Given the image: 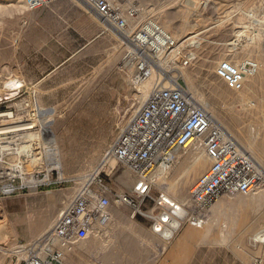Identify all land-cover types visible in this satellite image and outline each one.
Segmentation results:
<instances>
[{
	"label": "rangeland",
	"instance_id": "rangeland-1",
	"mask_svg": "<svg viewBox=\"0 0 264 264\" xmlns=\"http://www.w3.org/2000/svg\"><path fill=\"white\" fill-rule=\"evenodd\" d=\"M114 2L122 10H137L135 18H128L130 30L153 17L177 41H186L182 46L191 52L192 60L179 66L176 75L181 84L264 168V0ZM26 10L23 0H0V83L19 77V56L25 57L28 47L19 41ZM129 49L120 38L103 58L93 49L75 52L52 77L53 82L25 83L9 96L0 93V114L13 108L14 122L23 123L25 117L34 125L32 131L10 133L22 142L19 151H25V145L31 144L28 149L34 150L41 142L48 144L44 139L50 131L57 157L55 147H49L59 161V169L54 165L57 170H49L52 164L45 160L41 146L43 170L35 178L40 183L0 197V225L6 224V232H0V264H21L24 252L18 247L47 232L141 106L139 88L131 81L134 68L124 60ZM46 53L51 56L54 52L47 49ZM71 53L68 51L69 56ZM226 59H252L259 64L241 91L232 90L216 75L217 65ZM31 106L35 118L28 113ZM23 108H29L28 114L21 112ZM36 125H48L49 130L44 128L42 136ZM1 127L8 126L0 123ZM200 163L203 170L195 174L194 166ZM209 164L203 150L179 149L171 169L156 178L151 195L157 198L167 190L166 196L183 201ZM177 178V188L168 189L167 183ZM105 181L113 191L126 194H131L136 184V178L120 165ZM262 189L264 184L247 196L223 195L219 199L227 205L219 210L214 204L202 227L186 224L170 240L162 238L154 230L156 221L144 215H161L154 202L141 204L134 198V205L112 204L114 221L82 232L65 252L63 264H254V258L264 251V241L255 239L264 229V191L258 192ZM241 197L240 210L235 203Z\"/></svg>",
	"mask_w": 264,
	"mask_h": 264
},
{
	"label": "built area",
	"instance_id": "built-area-1",
	"mask_svg": "<svg viewBox=\"0 0 264 264\" xmlns=\"http://www.w3.org/2000/svg\"><path fill=\"white\" fill-rule=\"evenodd\" d=\"M57 1L23 0L27 10L49 7ZM79 1L128 43L130 49L124 60L134 68L132 84L148 87V91L100 164L86 176L52 226L29 244L21 245L26 253L21 264H63L65 252L82 232L110 221L112 204L134 205V198L141 204L154 202L160 214L165 215L155 216L156 223L163 229L177 231L186 224L202 227L211 206L223 195L247 196L264 184V174L253 156L212 118L176 75L180 65L184 67L192 60L191 52L182 46L186 41L177 42L153 17L141 20L130 30L128 18H135L137 10H122L114 0ZM258 69V62L252 59H226L217 65L216 75L232 90L241 91L246 79ZM13 111L12 108L10 112ZM29 114L35 118V107L29 109ZM44 128H38L42 136ZM48 135L51 136L50 131ZM21 144L11 134H0V197L16 195L40 183L35 178L43 170L41 146L45 160L52 164L49 144L41 142L34 150L20 152ZM53 147L57 157L56 144ZM190 148L203 150L210 164L194 181L187 197L183 201L169 200L160 193L153 198L151 189L157 176L172 167L179 149ZM117 165L136 178L131 194L113 191L106 184ZM49 170L57 169L52 165ZM158 233L161 235V231ZM254 264H264V251L254 258Z\"/></svg>",
	"mask_w": 264,
	"mask_h": 264
},
{
	"label": "crops",
	"instance_id": "crops-1",
	"mask_svg": "<svg viewBox=\"0 0 264 264\" xmlns=\"http://www.w3.org/2000/svg\"><path fill=\"white\" fill-rule=\"evenodd\" d=\"M22 18L19 41L28 47L25 57L19 56L17 80L23 87L25 83L53 82L52 77L60 73L75 52L93 49L99 58L105 57L121 38L79 0H58L49 7L26 10ZM47 49L54 53L48 56ZM68 51L73 53L69 56ZM113 214L110 208L109 222L114 221Z\"/></svg>",
	"mask_w": 264,
	"mask_h": 264
},
{
	"label": "bare ground",
	"instance_id": "bare-ground-1",
	"mask_svg": "<svg viewBox=\"0 0 264 264\" xmlns=\"http://www.w3.org/2000/svg\"><path fill=\"white\" fill-rule=\"evenodd\" d=\"M177 42H179V41H177ZM194 43V42H193ZM126 44H128L127 42H126ZM130 48V47H129ZM249 78V77H248ZM247 80V79H246ZM22 87V84L17 80V79H9V80H4V81H2L1 83H0V93H4L5 95H7V96H9V95H12V94H14V93H16L20 88ZM147 91H148V87H142V88H139V94H138V96L142 99V101H144V99H145V97H146V94H147ZM201 105V104H200ZM201 106H203L207 111H208V109L206 108V106L205 105H201ZM32 107V106H31ZM30 108V107H29ZM29 108H23V110H21V112H23V113H25V114H28L27 113V109H29ZM18 111V110H17ZM16 112V111H15ZM47 112V111H46ZM209 112V111H208ZM20 113V112H19ZM210 113V112H209ZM20 114H22V113H20ZM20 114H18V115H20ZM25 114H24V116H25ZM18 115H16V117L18 116ZM210 115L212 116V114L210 113ZM29 116V115H28ZM12 118H14V115H12V113H10V112H8V113H1L0 114V123H2L3 125H7L8 127H1L0 128V133H8V134H10V133H12V132H17V135H18V132L19 131H27V130H31V129H33V127H34V125L32 124V123H29V122H27L26 121V119H25V117H22V119H23V123H16V122H14V120H12ZM39 118V117H38ZM212 118L213 119H215L213 116H212ZM30 119V118H29ZM28 120V119H27ZM44 120V119H43ZM216 120V119H215ZM37 121V120H36ZM39 124H41V125H44L43 124V122L44 121H42V120H39ZM35 123V122H34ZM40 126V125H39ZM36 127H37V125H36ZM44 127V126H43ZM38 128V127H37ZM227 130V129H226ZM32 131V130H31ZM44 132H45V129L43 130ZM24 133V132H23ZM28 134V133H27ZM232 135V134H231ZM29 136H30V134H29ZM13 137V136H12ZM20 137H22V136H20ZM49 137H50V139H49ZM30 139V141H32L33 142V140H32V137H30L29 138ZM28 139V140H29ZM50 146H54L55 144H54V140L51 138V136H45V139H44ZM31 145V144H30ZM30 145H25V146H23L22 147V149H28L29 148V146ZM247 150V149H246ZM248 151V150H247ZM249 152V151H248ZM250 153V152H249ZM251 154V153H250ZM252 155V154H251ZM49 157H50V159H51V163H52V165H55L56 167H57V169H59V161H57L56 159H55V156H54V151H53V149L52 148H50L49 149ZM254 158V157H253ZM255 159V158H254ZM256 160V159H255ZM199 161V160H198ZM256 162L259 164V166L261 167V169H262V172H263V174H264V168L261 166V164L256 160ZM171 169V168H170ZM200 170H203V164H197L196 166H194V171L196 172V171H200ZM167 172V171H166ZM157 178H158V176H157ZM178 179L179 178H177L176 180H174L173 182H168L167 183V188L168 189H172V190H175V187L177 188V185H179V182H178ZM186 180L183 182L184 184H186ZM264 191V189H262V190H259L258 192H263ZM165 193V192H164ZM255 193V192H254ZM254 193H252V194H254ZM263 194V193H262ZM264 195V194H263ZM169 198V200L171 199V200H174L173 198H171V197H168ZM242 198H244V197H241V198H239V200L235 203V204H238V205H236V206H239L240 207V210H241V207H243V201H242ZM221 199V198H220ZM220 199H218L214 204H216L217 206V208L219 209V210H222L227 204L225 203V202H223V201H220ZM213 204V205H214ZM212 205V206H213ZM211 206V207H212ZM143 213V212H142ZM144 214V213H143ZM145 216H147L148 218H151V219H155V216H154V214L152 213V212H149L148 214H144ZM164 217L165 215L163 214V215H161L160 217ZM172 224V226L173 227H175V225H174V222H172L171 223ZM6 224L5 223H2L1 225H0V232H6ZM154 230L156 231V232H159V231H161V235H162V237L165 239V240H170V239H172L173 237H174V234H175V230H173V229H163L161 226H160V224H159V222L158 223H156L155 224V226H154ZM255 239L256 240H258V241H264V229H262L261 231H259L258 233H256L255 234ZM19 248V250L18 251H20V252H24V251H22V249L23 248H21V246H19L18 247ZM17 252V251H16ZM24 254V256L26 255V253L24 252L23 253Z\"/></svg>",
	"mask_w": 264,
	"mask_h": 264
}]
</instances>
